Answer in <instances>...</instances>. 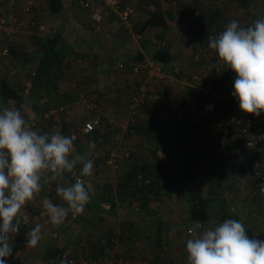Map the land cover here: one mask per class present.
Returning a JSON list of instances; mask_svg holds the SVG:
<instances>
[{
    "label": "rangeland",
    "instance_id": "rangeland-1",
    "mask_svg": "<svg viewBox=\"0 0 264 264\" xmlns=\"http://www.w3.org/2000/svg\"><path fill=\"white\" fill-rule=\"evenodd\" d=\"M3 1L4 0H0V5L4 6V3L1 4V2ZM130 1L136 8V14H142L141 18L139 16V20L137 21L138 23L139 21L143 20L149 10H151V4L144 3V7L141 8L137 3L139 0ZM190 1H192V3H190ZM206 1L208 0H194V2L193 0H159V8L161 10H165L167 15H171V13L174 12V14H177V19L176 21L173 19L174 23L171 29L164 31L159 27H152L148 30V34L152 39L160 38L162 44L169 45V49L174 56V64L172 62V70H178L179 72L182 71L181 75L183 77H188L192 73L197 71L199 78L195 80V83L193 84L194 86H203L207 90L211 89L219 94H222V92L226 91L222 87L225 86L226 89L233 87L235 78L228 77L231 76V74L234 72L229 71L224 62L220 60L218 56L213 55H206L202 58V62L205 63L206 66L211 68V70L202 73V71L198 69V64L193 61L192 55L197 50L202 49V45H200V43L197 41V39H200V33H198L199 27L196 26L195 22H193L190 13L188 14L187 11L185 12L184 10H182L184 5L186 6L188 4H193L194 6L196 4L204 6V4H206ZM43 3L44 0H40L38 9L35 10L37 18L42 20V23L45 26V30L38 37H42L50 31L62 33L63 38H65L63 39L64 43L67 42L66 44H68L73 51L74 49H77L76 52H81L76 56V52L74 53V55L73 53H69L70 59H67L68 66H66V72L62 76L59 83L58 92H60V94L63 92H67V94L75 96L79 93L80 90L87 91V96H89L90 98L93 97V99L97 101L99 112L102 117L100 121V127L102 128V132L104 133V135L102 134L101 138L98 140L92 151H83L81 153H76L75 151V154L83 155L85 159L93 161L92 175L85 177L86 187L90 189V192L92 193V190H95L94 193L100 196L101 193L104 192V190L105 192H110L111 190V194L115 191L116 201L120 202L117 206H115L116 213L119 212L118 210L120 209V207H122V209H125L124 214L126 215V217L128 216V218L134 221L136 219V221L139 222L138 226H140V228L144 225L152 226V224L154 223L153 220L154 218H156L157 213H162V215H160L162 217L165 214L169 215L170 219H168L172 223V230L170 231L168 236L171 247L166 248V245L158 246L160 247L159 255L171 254L169 259H167V261H169V264H189L187 260L188 253L186 251V242L191 238L188 233V228H190L191 226L187 224L186 220L188 219L189 205L191 204L192 200L198 195H201L203 197L206 196L210 200V209L213 212V220H215V222L209 224L207 228L203 226V228L201 227V229H199L198 231L202 232L205 229L214 228L219 223H222L224 220L228 219V217H226L223 213V210L225 209L226 211H228L227 213H232L233 211L236 212V214L242 216L243 220H245V225H247V235L250 239L255 238L264 240L263 199L259 200V202L261 203L259 205L256 203L254 204V202L253 204L252 202H250L253 201V198L248 200L245 199L246 197H244L246 195L247 197L256 196L258 193L256 194L254 192V189H264V184L261 187L255 186L254 179L252 177L251 180H248V184L243 185L245 189V192L243 193L240 186L239 189L238 185L236 186L235 184L234 190L232 186H234L233 183L238 180L237 178H248V172L246 170H243L242 173H240V171L238 176L227 177L225 181L219 179L218 174L214 173L216 172V165L217 163L219 164V161L222 163L229 160L231 163L233 158L241 156L238 158H240L242 161L247 160V163H249L248 160L257 162V158L251 159L250 156H244L242 151H229L227 146H225V152L220 150V152L218 153L220 155L216 157V159L220 158L221 160H216L213 165V162L211 160H206L204 158L205 156L202 157L201 154H197L196 151L194 152V150H199L198 147H205L206 151L215 153L214 148H212L214 147V145H212L213 142L210 143L211 145L207 144V140L205 142H202V145L199 142H194L192 140H186L185 142L179 143L175 141L174 136L171 135L173 134L172 131L175 130L179 123H181L183 114L186 117H193L195 119L194 125H198L201 129L206 128L210 131V134H212L214 132L212 130L215 129V124L223 121L224 118L222 116V114L224 113L223 109L220 107L221 98L219 96L216 97V101L212 103L210 107L209 105H207L206 108H195L193 107V104L188 106H184L183 104L179 103L175 104L174 102H179L177 100L178 93H180L181 95L183 94L187 97L188 89L180 85L179 81L181 79L176 76L177 74L174 71H172L174 74L168 71L165 72L168 66H166L164 73L170 76L172 78V81L167 83H160L152 79H148V81L144 76H136L132 74L131 67L134 63L138 62L136 61V58L138 57L136 50L138 45L141 44L140 37L135 36V34H137L135 25L132 29L133 32H129L127 28L123 27L124 35L117 41L115 40L113 42H109V48L107 47L103 49V46H99L97 48L100 49L91 52V48H88L90 43L93 42L90 35L88 34V31L90 32V29L88 28L87 33H85V31L83 30V27L86 28L90 25V18L88 22H85V25H81L83 27L77 26L78 24L73 25L71 22L68 23V25H65L62 20H59L55 25V23L50 18V14L46 12V9H44L45 7ZM261 3L264 4V0H261ZM12 4L16 5V3ZM3 6H0V9H2L0 11L2 12H4ZM9 12L10 10L6 11V13ZM74 14L78 17L84 16V12L80 10H77L76 12H74ZM102 23L100 24L99 29H97L96 31H102ZM68 29L70 30V34L65 33ZM206 35L211 36V33H206ZM102 43L105 44V41H103ZM112 45H116V48L119 45L118 49H116L115 46ZM16 46H18V50L20 49L18 52V56L11 55L9 58L5 59L2 62L0 66V77L7 76V78H9L11 82H13L18 87H21L23 85V81L27 79L26 71H29L33 68L36 59L34 58L29 64L25 65L22 64V55H19L20 52L33 54L31 40L27 38L16 37ZM206 46L208 48L207 52H215L214 49L208 47V42H206ZM203 47L206 48L205 46ZM117 50H120L121 52H127L128 54H131L132 57L130 55L126 58H121L120 55H110L114 53L116 54ZM134 52H136V54ZM101 54H103L102 59L100 58ZM104 54L107 57L104 56ZM78 57L82 58L80 59L81 61L83 60V63L81 62L82 66H80L81 63L80 65L78 63H74L76 62V60L73 61L75 58L78 59ZM69 64H71V67L69 66ZM216 65H218L219 68H224L223 74H218L219 71L217 72L215 70ZM107 66H109L111 69L108 75L105 76L104 80L101 76V73L102 70ZM138 83L141 84L138 85ZM225 83L229 84V86H222ZM133 91H135L137 96L140 97V100L141 98L144 99L145 97L149 98L150 94H157L159 96L160 101L158 100L156 102L149 103V105H147L142 110V112H140L139 116L140 120L144 124L148 121H152L154 122L153 124L158 123L157 128H160L161 126L163 129H165V131L167 130L168 132H170L169 142L173 143L175 149H173V151L171 150L169 155H166L160 151L153 150L152 147L154 141H152V139L141 135V133L138 134L135 130L132 131L130 127H128L130 123L129 120H131L130 109L132 106H138L137 104L135 105V102L132 99L133 97L131 96V93ZM164 92H167V94L169 95L167 97L170 98H166L165 94H163ZM171 96H176V99L171 98ZM47 98H53V96L50 95V97ZM60 98V95H55V99L57 101H59ZM31 101H33V96L31 93H29L23 98L21 106L17 107L12 101H5L1 104L0 111H3V109L6 107L16 108L21 111V114L26 118V120H28V118L31 116H35L36 119H39L38 129L46 128L48 130L49 128L47 126L46 120H43V118H41L40 116L38 117V113L30 105ZM132 101L133 103L130 106V103ZM169 101L170 105H168ZM61 106H68V110L67 112L63 111L62 113L58 112V114L55 115V121L59 124V126H61L63 122L71 123L73 130L82 131V123L89 114L86 108L83 107L79 102H77V99H74L69 104L66 103L49 108L55 109L60 108ZM161 107L164 110H159ZM183 107L185 110L184 112L181 111V108ZM226 126V128H229L232 125L228 124ZM220 128H224L223 125L220 126ZM180 134V132H177L178 136ZM74 135L75 133L72 132L70 136ZM201 137L202 135L200 136V138ZM232 138H230V141H232V143L236 142L235 139ZM236 139L238 140V138ZM166 156L174 158V160H172V164L176 167L178 165V162H180V160H183L182 162H184V168L186 167L191 170L194 166H196V170L200 171L195 175L194 179L190 181L187 180L188 182L184 181V179L180 180V182L177 181L176 185L173 186L174 189L168 184L169 177L168 175H166L165 178L162 179V182H165L167 184V188L164 187L162 189H168L171 193L172 197H168V199L166 197L151 195L148 202L142 205V208L133 203L131 205L127 201H120V198L118 196V185L120 182H122L124 176H127L129 179H134V174L130 169V166L134 162L135 164H137V166H140V164L143 165L147 173L149 171H152L157 174H166L168 172L167 170H170L165 166L164 163V161L166 160ZM160 161L162 162L160 163ZM181 166L183 165L181 164ZM139 168H137L136 177L138 179H141L140 176L143 173L138 172ZM81 169L82 168L75 166L73 170V173H75L74 176H81ZM51 176H48L49 178H47L46 181L43 180L41 183L46 185L48 181H50ZM246 178H244V180ZM208 183H210V185ZM108 188L110 190H108ZM238 191L241 192V197L236 198L235 193ZM111 198L113 202H115V198ZM97 199V196L91 195L88 204H93L94 200H96V204H98ZM59 200L60 202H64L61 198ZM89 208V206H85L83 214L77 215L75 218L71 219L69 216H67V220H72L71 225H69L70 230H75L74 226L78 225V223L81 221L78 216H81V218L85 217V219L87 220H90L92 218L90 215L92 211H88ZM256 209L258 210V212L256 211ZM23 210L25 211L26 208H24ZM245 211H247L248 215H246ZM215 212H218V216H216ZM262 213L263 216L260 215ZM118 219H120V216L117 217V220ZM73 220L76 221L73 223ZM50 224L52 223H49V221L45 224L48 225L49 231L45 232V230H42L43 228H41L42 233H44H41V236H43L42 241L47 239L48 243L54 241L58 242L61 238L65 237V234L67 233L66 229L64 230V232H60L63 227L60 228L59 225L55 229L51 230L49 227ZM54 226L56 225H53V227ZM249 226L253 228L252 232ZM254 231L255 233H253ZM20 253L21 252L19 251L16 257L17 259L20 257ZM47 263L50 262L47 261ZM71 264H75V261L73 260V263Z\"/></svg>",
    "mask_w": 264,
    "mask_h": 264
},
{
    "label": "crops",
    "instance_id": "crops-1",
    "mask_svg": "<svg viewBox=\"0 0 264 264\" xmlns=\"http://www.w3.org/2000/svg\"><path fill=\"white\" fill-rule=\"evenodd\" d=\"M19 1L20 0H13V2H12L9 0H4L3 2H1V4L4 3V6L3 5H0V6H3V10L5 13H6V11L10 10V12L7 14H11L14 7H15V5L12 3L17 4V3H19ZM45 1L46 0H44V3H43L44 7H45L44 9H46V12H48L50 14V18L55 23V25L58 23L59 20H62V22L65 25H68V23L71 22L73 25L78 24L77 26L83 27L81 25H85V22L89 21V13L82 10L78 5L75 4V2L73 0H61L62 4H63V9H62V11L55 13V14H52L47 10V7L45 6L46 5ZM39 4H40V0H36L35 10L38 9ZM43 4H41V5H43ZM150 6H151V8H150L151 10H149V12L144 17V19L139 21V22H141V23L144 22L145 18L151 12H153L155 10V7L152 4ZM203 7H204V9H203ZM0 10H2V9H0ZM77 10L84 12V16H86V17L76 16L74 14V12H76ZM202 11L204 12L202 14V17H203L202 23L204 24V26H208V28H206V29H208V33L209 32L211 33V37H215L220 32H222L226 28L228 23L232 20H236L239 22V24L241 26L246 27V26H250L255 20L264 17V4L261 3V0H247V2H244V3H240L239 0H208V1H206V4H204V6H202ZM139 16L141 18L142 14L141 13H140V15L136 14L134 17V24L135 25L137 24V21L139 20ZM176 16H177V14H174V12H172L171 15L170 14L167 15L168 27H167L166 31L172 28L174 20L176 21V19H177ZM230 17H232V18H230ZM38 20L42 23V20H40L39 18H38ZM102 26H103V29L101 32L96 31V30L95 31L92 30L90 28V25L86 27L87 29L83 27V30L85 31V33H87L88 28L90 29V32L88 31V34L90 35L93 42L90 43L88 48H91V52L100 49V48H97L99 46H103V49L107 48L109 42H113L115 40L117 41V40H119V38H121L124 35V33H123L124 25L121 24L111 13H107L104 16ZM63 32H65V31H63ZM65 33L70 34V30L68 29ZM216 33H218V34H216ZM212 34H214L215 36H213ZM135 36L140 37V43H141L140 45H138L137 50H136L137 56L140 55V53H141L144 57H146V60H149V59L147 58L148 55L144 51L145 46L154 47V46H157L159 44H162L160 38L152 39L148 34V30H146L145 33H143V34H135ZM208 37H210V36L206 35V36L202 37V39L201 38L197 39V41L200 43V45H202L201 58H203L206 55L207 56H211V55L218 56L216 51L215 52H211V51L207 52L208 48L206 46V42H208ZM27 39H29V38H27ZM103 41H105V44L102 43ZM112 46H115V48H116V45H112ZM118 46L116 49H118ZM203 46H205L207 49L204 48ZM76 51H77V49H74V51L72 50V52L70 50L69 53H73V55H74V53ZM76 53L77 54H75V56L80 54L81 52H79V53L76 52ZM134 53L136 54V52H134ZM110 55L111 56L120 55L121 58H126V57L130 56L131 54L117 50L116 54L114 53V54H110ZM104 56H106V55L104 54ZM96 57H98V56H96ZM106 57H104V58H106ZM131 57H132V55H131ZM100 58L101 59L103 58V54H101ZM78 59H82V58L78 57ZM81 62L83 63V60ZM82 63H81V65L80 64L79 65L82 66ZM173 64H174V62H173ZM216 68L219 69V66L216 65ZM110 69L111 68L109 66H107L106 68H104L102 70L101 76L103 77V79L105 78L106 75H108ZM163 70H165L164 66H163ZM172 71H174L175 73H179L176 76H181V74H182V72H177L178 70H176V71L172 70ZM172 74H174V73L172 72ZM183 75H184V73H183ZM179 78H181V80L179 81L180 85L183 87H186V89H188V96L186 97L183 94L181 95L180 93H178L177 100L179 102H174L175 104L179 103V104H183L184 106L185 105L186 106L191 105L192 103H189V99L194 95V93L196 91H199V90L202 91V95L210 94L211 95L210 97H212L213 99H215L219 95V93L215 92L214 90H211V89L207 90L203 86H198V85L194 86L193 84L195 82H192V81L186 82L185 80L187 79V77L181 76ZM94 79H95V77H94ZM182 79H184V80H182ZM60 81H59V83H60ZM140 84L141 83H138V85H140ZM224 85L229 86V84H227V83L223 84L222 86H224ZM222 88H224L226 90L225 92H222V94L228 95V93H227L228 89H226L225 86ZM224 89H222V90H224ZM163 94H165L166 98H170V97H167V96H169L167 94V92H164ZM171 98L176 99V96H171ZM228 99L226 102H228ZM1 101L2 102H0V105L3 102H5L2 99H1ZM211 104H209V107ZM168 105H170V101L168 102ZM19 106H21V105H19ZM206 107H204V108H206ZM159 110L162 111L164 109L161 107ZM181 111H184V107L181 108ZM228 111L231 112V115H237V116H244L247 114V113H244L240 110L239 101H237V100H233V101L231 100V107H230V110H228ZM223 112H224L222 114L223 117H225V114L228 115L225 111H223ZM184 119H189L190 120L189 122L195 120L193 117H190V116L186 117L185 115H184ZM157 125H158V123H157ZM38 126H39V123H37L35 129L36 128L38 129ZM182 128H186V124ZM158 129H163V128L160 126V128H158ZM235 129L236 128H234L233 126H230L229 128H226V127L225 128H220V127L218 128L215 126V129H213L212 131H215V132L218 131L223 136H228L229 138L233 137L232 139H235V141L239 142V140H241L244 143L243 137L241 135L239 136ZM200 132H202V133L204 132L206 134V136L209 137L208 135L210 134V131L207 130L206 128L201 129ZM208 132H209V134H208ZM236 137H238V140L236 139ZM180 142L182 143L185 141H179V143ZM234 144L239 148V143L235 142ZM157 146H158V143L157 142L155 143V141H154L152 149H154ZM164 148L165 149H162V148L157 149L156 151H160L166 155H169L170 151L171 150L173 151V149H175L172 142L168 143V145L166 147L164 146ZM224 149L225 148L222 149L223 152H225ZM199 150H202V156H205L204 158L206 160L207 159L212 160L213 165H214V162H216V160H221L220 158L216 159V157L219 156L220 154L213 153V152L210 153V152L206 151L205 147L204 148L199 147ZM235 150L238 151L239 149H234V151ZM194 152H195V150H194ZM205 154H207V155H205ZM213 155H214V157H213ZM171 158L172 157H170V156H168V157L166 156V160L164 161V163H165V166L168 167V169H170V170H167L168 172L166 171L167 172L166 174L159 173L160 174L159 178H158L159 184L162 185L164 183V182H162L163 181L162 179L165 178L166 175H168V177H169L168 184L172 183L173 186L176 185L177 181L180 182V180H183V179H184V181L188 182L185 179L186 177L183 175V173L181 174V176H178L179 171H184V170H182L184 168V162H182L183 160L182 161L180 160V162H178V165L176 167L172 164V160H174V158H172V159ZM161 162L162 161H160V163ZM248 162L249 163H246L244 166V164H242V163L231 164L229 160L222 162V163L219 161V164L217 163V165H216L217 166L216 172H214V173L218 174L219 179L225 181L227 177H232L231 171L233 169L238 170L239 172L241 171L240 173H242L243 170H246L248 172V178H246V177L237 178L238 180H236V182L233 183L234 186H232L233 190L235 189V184H236V186L238 185V188L240 186V188L242 189V191L244 193L245 189H244L243 185L249 183L248 180H251V178L254 176V171L260 170L261 172L264 173V163L262 161H260V160H258L257 162L253 161L254 162L253 163L251 160H248ZM181 164L183 166H181ZM140 167H143V165L140 164ZM243 167H245V168H243ZM193 170H196V166L193 167ZM74 174L75 173H73V171L70 174L64 173L62 178H55V179L52 178L51 173H46L42 176L41 182L43 180L46 181L47 178H49L48 176H51L50 181H48V183L46 185L41 183L42 184V190H44L45 192L41 190L40 194H37V196L35 197L34 200L30 201L29 203H27L25 205L24 208H26V210L24 211L22 209V214L25 213V214L30 215L31 216L30 221H32V222H30L29 225L23 227L18 234H15L13 236V241L15 243H18V244L21 243L22 244V248L18 249L21 252L20 257L18 259L16 258L18 260L17 261L18 264H33V263L56 264L57 260H58L57 257H56V260H54V261L44 259V251L48 246L58 247L61 252L70 256L75 261V264H79L81 260H87V264H169V261H167V259H169L171 254H168V255H164V254L161 255L160 254L159 255L160 247H158L160 245H162V246L166 245V248L171 247V244L169 243V237L168 236H169L170 231L172 230V226H171L172 223L169 220L170 219L169 215L165 214L162 217V216H160V215H162V213L161 214L157 213L156 218H154V220H153L154 223L152 224V226L144 225L143 227L140 228V226H138L139 222H137L136 219L134 221V220H131L130 218H128V216L126 217V215L124 214L125 209H122V207H120V209L118 210L119 212L116 213L115 206H117L118 203H120V202L116 201L115 191L111 194V190L109 188H108V190H110V192H107V191L105 192V190H104V192H102L100 196H98V194L94 193L95 190H92V193H91L90 189H89L90 196L93 195V196H97V198H98L97 199L98 204H96V200H94V203L89 205L90 208L88 209V211H92V213H90V215L92 217L90 220L85 219V217L81 218V216L80 217L78 216V218H80L81 221L78 223V225L74 226L75 230H73V229L70 230L69 225H71L72 220L65 219L64 223L60 225V228L63 227V229H61L60 232H64L65 229L67 230L65 237L61 238L58 242L54 241V242L48 243L47 239L42 241L43 236H41V240L35 248L29 247L27 244V239H28L27 233L29 231H31V229H33L37 224L41 225V228H43L42 230H45V232L49 231L48 225H45V224L48 223V221H49V223H51V221H50V218L47 216L45 210L42 207L43 199L45 197H48L54 203L61 204L62 206L66 207L65 202H60V200H59L60 197L57 195L56 189L60 186H68L70 184H74L75 183ZM241 176H242V174H241ZM194 177L195 176H193L192 179H194ZM244 178H246V179L244 180ZM84 180H85V177H84ZM208 184L210 185V183H208ZM111 185H113V184H111ZM173 186H172V188H173ZM254 192L256 194L258 193L256 195L258 197L260 194L259 200L263 199V203H264V189H261V190L260 189H254ZM170 195H171V193H169L167 196H164V197H166L168 199V197H172V195L171 196ZM235 195H236V198L241 197V192L238 191L235 193ZM111 197L115 198L116 203L113 202ZM204 197H206V196H204ZM244 197H246L245 199H248V200H250L251 198L255 199L254 196L247 197V195H246ZM245 202H247V201H245ZM250 202H252V204H253V201H250ZM263 203H262V206H263ZM260 204L261 203L259 202V205ZM142 207L143 206L141 205L140 208H142ZM256 211L258 212L257 209H256ZM227 212L228 211H226L225 209L223 210L224 215ZM215 213H216V216H218V212H215ZM245 213H246V215H248L247 211H245ZM231 214L238 215V216H236L237 217L236 220H239L244 225L246 224L244 222L245 220H243L242 216H240L239 214H236V212H233V211ZM260 215L263 216V213ZM68 216L71 219L73 218L71 212H69ZM118 216H120V219L117 220ZM19 219H20V217H19ZM213 219L214 218H211L209 221L205 222L204 227L207 228V226L209 224H211L212 222H215V220H213ZM228 219H229V217H228ZM75 221L76 220H73V223ZM158 222H160V223H158ZM186 222L189 226L192 227L193 223L189 219H187ZM149 223H146V224H149ZM49 227L52 230V229H55L57 226L53 227V225L50 224ZM245 227H247V225H245ZM249 228H251V227L249 226ZM157 229H158V231H157ZM42 230H41V233H42ZM252 231H253V228H251V232ZM253 233H255V231ZM42 234H44V233H42ZM161 239H162V241H161ZM24 251H25V253H24ZM47 261H49L50 263H47ZM127 262H129V263H127Z\"/></svg>",
    "mask_w": 264,
    "mask_h": 264
},
{
    "label": "clouds",
    "instance_id": "clouds-1",
    "mask_svg": "<svg viewBox=\"0 0 264 264\" xmlns=\"http://www.w3.org/2000/svg\"><path fill=\"white\" fill-rule=\"evenodd\" d=\"M208 47L235 73L231 95L239 101L240 110L259 116L264 112V17L246 27L230 21L217 36L208 37ZM73 140L58 131L49 134L34 130L16 108L6 107L0 112V264H7L6 258L13 253L11 240L20 231L22 209L41 192L44 174L62 178L80 163L81 176L92 175L93 161L75 154ZM89 147H95V143L90 142ZM56 193L66 207L48 197L42 202L56 226L64 223L69 212L74 218L83 214L90 201L84 179L60 186ZM201 227L200 222H194L188 228L189 264H264V240L250 239L239 220L226 219L202 232L198 231ZM27 236L28 246L35 248L41 240V225L37 224ZM60 264L69 262L65 258Z\"/></svg>",
    "mask_w": 264,
    "mask_h": 264
},
{
    "label": "trees",
    "instance_id": "trees-1",
    "mask_svg": "<svg viewBox=\"0 0 264 264\" xmlns=\"http://www.w3.org/2000/svg\"><path fill=\"white\" fill-rule=\"evenodd\" d=\"M144 1L145 0H139L137 2L138 6L143 8L144 3L152 4L154 5L155 10L151 12L145 18L144 22L142 23L139 22L136 25L134 24L137 34H143L145 33L146 30H149L152 27H159L162 30L166 31L168 27V19H167L168 17L166 15V12L164 10L162 11L159 8L158 6L159 0H148L145 2ZM239 1L240 3L247 2V0H239ZM190 3H192V1H190ZM46 7L50 13L55 14V13L62 11L63 4L61 0H46ZM183 8L182 10H184L185 12L187 11L188 14L190 13V16L193 22H195L196 26L200 28L198 30V33H200L199 35H200V38L202 39V37L206 36V33H208V29H206L208 28V26H204V24L202 23V18H203L202 14L204 13L202 11V5L196 4L194 6L193 4L192 5L188 4L186 6L184 5ZM63 39L65 38H63L62 33H59V32L56 33L54 31H50L42 37H38V35H32L29 37V40L32 41L33 54H29L27 52L19 53V55L20 54L22 55V59H23L22 64H25V65L29 64L34 58L36 59V62L33 68L29 71H26V78L27 80L30 81L31 85H30L29 93H31L33 96V101L30 102V105L36 110L37 113H42L44 110L48 109L49 107L59 106V105H63L66 103L69 104L74 99H77V102H78L79 94L81 92H85L86 95L88 94V92L85 90H80L79 93L76 94L75 96L71 94H67V92H63L61 94L60 92H58L59 81L61 80L62 76L66 72V66H68L67 59L68 58L70 59L69 52L70 50L72 52V49L69 47L68 44L64 43ZM17 47L18 46L13 45V44L9 45L8 49L10 52V56L11 55L18 56V52L20 49L18 50ZM144 51L148 55L147 58L149 60L162 64L164 68L168 66L165 72L166 71L172 72V62L174 60V56L171 53L168 44L167 45L159 44L154 47L145 46ZM136 59H137L136 61H138L137 63H139V62L145 61L146 57H144L140 53V55H138ZM75 60L76 58L73 61ZM69 66L71 67V64H69ZM223 69L220 68L219 73H218L219 75L224 73ZM176 74L178 75L179 73H176ZM181 76H178V77H181ZM231 77L235 78V73H232L231 76H229L228 78H231ZM22 86L18 87L13 82H11L9 78H7V76L0 77V102H2L1 99L4 101H12L17 107H19V105H21V103L23 102V98H24L22 94ZM232 92H233V87L228 88V91H227L228 93L227 96L229 98L228 102H226L225 106L223 107L220 106L223 109V111H225L229 116L231 115V112L228 111L230 110V107H231V100L232 101L237 100L233 95H231ZM50 95L53 96V98L48 99L47 97H50ZM55 95H60L61 98L59 99V101L55 99ZM136 95L137 94L135 91L131 93L132 97ZM193 96L196 97V101L193 103V107L195 108H199V107L204 108L207 105L214 103L216 101V98L213 99L212 97H210L211 96L210 94L202 95L201 90L196 91ZM43 97L46 98V102L44 105H40L39 100ZM149 103H152V102L147 97H145L143 101L138 105V107H136L137 110L135 114L133 115L134 116L133 121L129 123L128 127H130L132 131L135 130L137 133L139 134L141 133V135H144L152 139V141H155V143L157 142L158 146L155 147L153 150H157L161 148L165 149L164 146L166 147L168 143H170L169 142L170 132H168L167 130L165 131V129H158L157 124H153L154 122L152 121H148L147 123L144 124L140 120V116H139L140 112H142V110L147 105H149ZM131 104L132 102L130 103V106ZM128 105H129V102H128ZM182 116H183V119L181 123H179V125L175 128V130L172 131L173 134H171L172 136H174L175 141L179 142V141L192 140L194 142H199L202 145V142H205L207 140L208 141L207 144H210L213 142L212 145H214V147L212 148H214V152L217 154L220 152V150L225 148L224 145L221 144L222 141H225L226 143L225 146H227L229 151H232V150L234 151V149H239L238 151L245 152L244 144L241 140L239 142L236 141V143H239V148H238L234 144L235 142L232 143L230 141L231 139L228 136H223L218 131L216 132L214 131L212 134L208 135L209 137H207L204 132L202 133L198 131L197 126L194 125V121L189 122L190 121L189 119H184V115ZM46 122H47V126L49 129L47 130L46 128H43V129L40 128L38 130L41 133L51 134L52 131L54 130L53 124L55 123V121L53 119H50V120H46ZM185 124H186V128H182ZM60 127H61V134L63 135L70 136L72 132L75 133V135L72 137H74L73 143L76 148V153H81L83 151L85 152V151H90V150L92 151L94 147L90 148L89 143L94 142L96 145L98 140L101 138L102 134L104 135L100 125L96 126L93 130L89 132L73 130L71 123L63 122ZM176 131L180 132L181 134L178 136ZM201 135H202V138H200ZM195 151L197 154L202 155V150H195ZM244 156H250L251 159L257 158L258 160L261 161L262 158L264 157V153L262 155L261 154L257 155V154L246 152ZM238 157H241V156H237L235 158H238ZM76 166L79 168H82V164L80 163H77ZM139 167L140 166L139 165L137 166L135 162L130 166V169L132 170L131 172L134 174V179L136 178L135 181L134 179H129L127 176H124V179H122V182L119 183L118 196L120 198V201H127L131 205L133 203L137 205L138 207H140L141 205L146 204L148 202L151 195H157L159 197H164L170 193L168 189L166 190L162 189L164 187L167 188V184L165 182L162 185L159 184V180H158L159 175H160L159 173L157 174L152 171L151 172L149 171L147 173L145 171L144 166L140 168ZM137 168H139L138 172L143 173L140 176L141 179H138L136 177ZM182 170L184 171H179L178 176H181V174L183 173V175L186 177L185 179L188 181H190L192 177L195 176L200 171V170L198 171V170H193V169L189 170L186 167L183 168ZM144 171H145V174H144ZM169 185L171 187L173 186L172 183ZM254 197L255 199L253 198V202L256 204H259L260 194H259V197L258 196H254ZM210 204L211 202L207 197L198 195L196 198L192 200L191 204L189 205L188 219L192 223L199 222V221L202 223H205L209 221L211 218H213L212 217L213 212L210 209ZM86 206L88 207L89 204H87ZM225 215L229 217V219H237L236 216H238V215H233L231 213L229 214L226 213ZM30 222L32 221H29L27 224H25V226L29 225ZM25 226L23 225L22 228ZM11 243L13 245V252L15 250L22 248L21 243L20 244L15 243L13 240H11ZM62 254L63 252H61L58 247L48 246L44 251V259L54 261L56 260V257H57L58 260H57V263L56 262L55 263L60 264V261H61L60 257ZM6 261H7V264H18L17 263L18 260L14 258L13 253L10 257L6 258Z\"/></svg>",
    "mask_w": 264,
    "mask_h": 264
},
{
    "label": "built area",
    "instance_id": "built-area-1",
    "mask_svg": "<svg viewBox=\"0 0 264 264\" xmlns=\"http://www.w3.org/2000/svg\"><path fill=\"white\" fill-rule=\"evenodd\" d=\"M12 1L13 0H9ZM76 5H78L82 10L89 13L90 18V28L97 30L100 27V24L104 20V16L106 13H111L121 24L124 25L125 28L128 29L129 32H133V24H134V17L136 15V8L134 4L130 0H73ZM35 5L36 0H20L18 4L15 5L11 14H7L5 12L0 11V66L2 62L10 57L9 52V45L13 44L16 45V37L19 38H29L32 35H38L45 30V26L38 20L36 13H35ZM200 29V28H199ZM202 49L197 50L192 55V59L195 63L198 64V69L205 73L211 68L205 65L202 62ZM76 63L80 64L81 60L76 59ZM228 70L232 71L231 69L227 68ZM215 70L218 72L220 68H216ZM132 74L136 76H144L147 80L152 79L158 81L160 83H167L172 81V78L164 73L162 64L153 62L152 60H145L143 62H139L133 64L131 67ZM199 78L198 72L192 73L190 76L187 77L185 80L195 82L196 79ZM181 79V78H180ZM184 80V79H182ZM149 81V80H148ZM30 81L25 80L23 81L22 86V94L23 96H27L30 90ZM221 98L220 106H225L226 101L228 99L227 95L219 94ZM135 102V105H139L143 98L139 96H133L132 98ZM151 102H156L159 100V96L157 94H150L148 98ZM196 101V97L193 96L189 99V103H194ZM46 102V98H41L39 100L40 105H44ZM78 102L86 108L88 117L84 119L82 123L81 129L83 132H89L93 130L96 126L100 125V121L102 119L101 114L99 112L98 103L93 99V97H89L86 95L85 92H81L79 94ZM133 103V101H132ZM132 106L130 109V122L133 121L134 114L136 112V107ZM138 107V106H137ZM68 110V106H61L60 108H48L44 110L42 113H38V117L40 116L43 120H50L53 119L55 121V115L58 112H63ZM2 112V111H0ZM39 119L31 120L28 119V123L32 125L33 128L37 125ZM217 121V120H216ZM231 124L237 134L243 137L244 139V154L246 152L252 154H263L264 153V112H262L259 116H254L252 114L247 113L244 116H237V115H226L223 118V121H220L215 124L216 127H227L226 125ZM197 126L198 131H201V128ZM53 132H60L61 127L55 121L53 124ZM222 145L225 147V141L221 142ZM109 161V160H108ZM264 163V157L261 160ZM110 162V161H109ZM246 164L247 160L242 161L240 158H233L231 164ZM257 167V166H256ZM232 176H238L239 171L233 169L231 171ZM77 179H84L81 176H75V181ZM254 184L255 186L261 187L264 184V173L260 170L254 171ZM73 217V214H72ZM76 217V216H75ZM35 218V217H34ZM74 218V217H73ZM21 226L27 224L31 220V216L28 214H23L20 217ZM200 222V221H199ZM202 228L204 223L200 222ZM20 232V231H19ZM18 232V233H19ZM17 233V234H18ZM19 250H15L13 252L14 258L17 257ZM61 259H67L69 264L73 263V259L68 256L67 254H62ZM79 264H87V260H81Z\"/></svg>",
    "mask_w": 264,
    "mask_h": 264
}]
</instances>
